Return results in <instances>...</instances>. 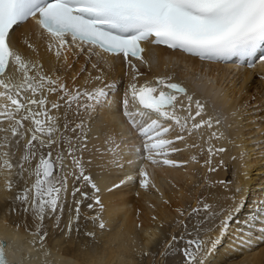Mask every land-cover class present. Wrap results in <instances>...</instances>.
I'll list each match as a JSON object with an SVG mask.
<instances>
[{
    "label": "snow or ice",
    "instance_id": "1",
    "mask_svg": "<svg viewBox=\"0 0 264 264\" xmlns=\"http://www.w3.org/2000/svg\"><path fill=\"white\" fill-rule=\"evenodd\" d=\"M29 18L36 20L43 30L41 35L46 33L49 37L47 50L54 51L57 62L52 74L46 73L37 60L26 59L13 47L15 28ZM142 42H151L213 63L248 58V66L251 67L253 58L257 56L264 61V0H0V164L10 173L14 167L17 168L19 179H24L25 172L29 177H34L30 185L25 180V187L18 191L13 200L20 207L12 211L32 215L36 222L33 234L39 236L41 246L47 237L43 227L45 220H58L57 212L63 207V193L67 183L64 169L69 156L79 172L78 176L74 174V178L90 186L93 194L90 196L82 187L73 189V215L69 217L68 232L72 231L73 221L79 222L85 207L99 208L100 211L104 208L101 190L92 176L85 174L86 162L82 156L89 151L91 116L107 103L108 94L115 82L93 89L76 84L79 76L87 71V67H84L73 72L74 61L79 56L86 55V63L90 62L93 56L99 57L100 53L95 51L98 48L108 54L123 56L132 68L133 82L119 101L121 117L128 125V131H134L142 138V158L153 164L178 167L187 163L168 158L171 153L183 150L175 146L177 142L184 143L186 135H191L193 130L204 125L212 128L226 120L220 114L203 119L204 104L198 99L194 100L182 83L171 82V77H157L154 85L148 82L138 85L135 81L140 73L133 58L142 61ZM70 55L73 62H70ZM92 68L100 71L98 64H92ZM10 69H15L20 76L13 79L7 75L6 71ZM69 72L73 73L71 85L68 83ZM92 79L103 81V72ZM53 94L56 100L49 101V96ZM130 102L138 103L140 108L134 112L129 111ZM62 105L66 109L63 113V129L75 134L69 140L67 155L55 151L56 146L64 140V135L57 137L61 133L60 117L50 112V109L59 110ZM181 112L185 114L180 115ZM69 113L73 115L71 121L68 120ZM152 113L157 118H151L149 114ZM5 122L8 127L2 126ZM99 132L106 146L101 155L112 153L114 159L110 163L122 168L119 152L124 140L123 132L107 124H102ZM172 132H176V135L171 139L166 138ZM212 136L222 139L224 133L217 135V132H213ZM22 141L23 153L14 165L13 149L18 150ZM96 151L100 149L96 148ZM135 151L139 153L141 149L137 147ZM207 151L209 158L205 164L209 165V172L225 167L223 160L212 166V156L224 153L225 148L209 147ZM245 155L246 152L242 151L241 159ZM33 161H36L34 167ZM87 163L91 164L92 161L88 160ZM128 163L133 164L134 161L129 160ZM139 176L140 186L147 188L148 174L143 167ZM134 179L131 175L126 178ZM125 182L122 180L120 183ZM217 183L230 193L225 199L233 203L225 206L205 201L192 208L187 214L188 219L193 214L203 213V218L192 224V239H185L186 235L192 234L187 231L188 224L179 221L185 232L172 237L161 253L162 256L178 252L184 258L180 264H209L208 258L214 254L220 237L201 238L200 234L202 231H213L216 220H219L220 233L226 234L228 222L239 211L243 199L242 196L239 199L237 197L244 192L242 185L233 188L234 181L220 180ZM12 186L11 179L7 180V189L10 190ZM119 186L114 184L113 188ZM76 196L79 199H75ZM89 199L92 202L85 203ZM178 211L181 216L185 215L183 210ZM92 219L99 220L98 226L101 229L105 227L99 215ZM55 220L54 226L59 228ZM251 220L264 221V199L255 205ZM205 221H211L212 227L205 229ZM261 232L264 233V228ZM86 235L94 236V233L88 232ZM258 239L264 241V234ZM239 241L241 245L248 246L253 242L250 236L242 234ZM180 242H183L184 247L177 248ZM6 247L7 242L0 241V264H14L7 257ZM44 255L48 256L50 252L45 251Z\"/></svg>",
    "mask_w": 264,
    "mask_h": 264
},
{
    "label": "bare ground",
    "instance_id": "2",
    "mask_svg": "<svg viewBox=\"0 0 264 264\" xmlns=\"http://www.w3.org/2000/svg\"><path fill=\"white\" fill-rule=\"evenodd\" d=\"M41 33L43 30L39 25L31 21L22 23L14 30L13 47L26 59L37 60L46 73L52 74L57 66L56 58L54 51L47 50L49 37L46 33ZM146 44L143 43V46ZM95 51L100 53L99 57L93 56L87 63L86 55L79 56L74 61L73 72L87 67V71L79 76L76 84L88 89L115 82L108 94L107 103L91 116L89 151L82 156L86 162L85 174L91 175L101 190L103 211L85 207L79 224L73 221L72 231L68 232L69 217L73 215V189L82 187L90 196L93 194L90 186H85L83 181L77 182L74 178V174L78 176L79 172L69 156L64 169L67 183L63 193V207L57 212L58 220H45L43 227L47 231V237L41 246L39 236L33 234L36 222L32 215L12 211L13 208L20 207L13 200L18 191L25 187V180L30 185L34 177H29L25 172L24 179H19L17 168L14 167L10 173L0 164V241L4 239L7 242L8 259L14 264H180L184 259L182 254L177 252L165 257L161 253L173 236H180L181 232H185L179 221L188 224L187 231L192 234L186 235L185 239H192V224L203 218L201 213L193 214L188 219L187 214L192 208L205 201L225 206L233 203L225 199L230 193L217 183L224 180L234 181L233 188L242 185L244 192L237 198L242 196L243 199L240 201L239 211L228 222L226 234L220 233L219 220L215 221L216 227L213 231L201 232V238L220 237L214 254L208 258L209 264H264V241L258 239L264 234L261 232L264 222L251 220L255 205L264 199V164L253 170V163L259 158L252 161L250 157L253 146L258 139L264 137V134L261 135L264 133V67L258 65L254 69H243L234 64L202 63L179 52L149 45H146L141 54L142 61L133 58L140 73L135 81L138 85L145 82L152 85L157 77H171V81L182 83L194 100L198 99L204 104L203 119L217 114L226 117L221 125H214L212 128L204 125L193 130L191 135H186L184 143L177 142L175 146L183 150L171 153L168 158L187 163L174 167L162 163L153 164L142 158V138L134 131H128V125L121 117L119 103L128 85L133 82L134 72L121 56L107 55L98 48ZM70 62H73L71 55ZM92 64H98L100 71L94 70ZM100 72H103V81L92 79ZM6 74L13 79L20 76L15 69L7 70ZM72 74H67L70 85ZM56 98L53 94L49 96V101ZM138 108L140 105L130 102L128 110L134 112ZM65 111L63 105L59 110L50 109L52 115L60 117L61 133L57 137L64 135V140L56 146L55 151H62L67 155L69 140L75 134L63 129ZM149 115L153 119L157 118L154 113ZM72 119L73 115L69 113L68 120ZM102 124L115 126L117 131L123 132L124 140L120 144L119 152L122 168L110 163L114 159L112 153L101 155L106 148L104 138L99 132ZM2 126L8 127V123L5 122ZM213 132H217V135L223 132L224 138H214ZM175 135L176 132H172L166 138L171 139ZM97 136L100 138L97 139ZM119 140L118 136L117 141ZM137 147L141 149L139 153L135 151ZM209 147L225 148L224 153L212 156V166L223 160L225 167H218L214 172L208 171L209 165L205 161L209 158ZM96 148L100 151H96ZM13 151L15 156L12 163L15 165L23 153V141L20 148ZM242 151L246 152L243 159L240 157ZM88 160L92 163L88 164ZM129 160L134 163L129 164ZM35 163L33 161V167ZM141 167L148 174L147 188L141 187L139 183ZM255 170L256 173H252ZM129 175L135 179L126 180ZM9 179L13 182L10 190L6 187ZM122 180L126 182L121 184ZM114 184L120 186L113 188ZM75 199H79V196ZM91 202L89 199L85 203ZM178 209L183 210L185 215L181 216ZM97 215L105 223L103 229L98 226L99 220L92 219ZM54 220L59 223V228L54 226ZM203 227H212V222L205 221ZM88 232L94 233V236L86 235ZM241 234L252 238L251 246L240 244ZM176 247H184L183 242ZM45 251L50 252V255L45 256ZM160 258H163L161 263Z\"/></svg>",
    "mask_w": 264,
    "mask_h": 264
},
{
    "label": "rangeland",
    "instance_id": "3",
    "mask_svg": "<svg viewBox=\"0 0 264 264\" xmlns=\"http://www.w3.org/2000/svg\"><path fill=\"white\" fill-rule=\"evenodd\" d=\"M264 133H261V135H263ZM259 146V147H258ZM260 148V149H259ZM258 149H259V151H258ZM262 149V150H261ZM262 153H261V152ZM250 153H252V155L250 156L251 157V160L252 161H254V160H256V158H259L258 159V161L257 162H254L253 163V170H254V168L256 167V166H258V165H263L264 164V137L262 136V138L261 139H258V141H257V143L253 146V149H252V151L250 152ZM261 154H263V155H261ZM258 155H260L259 157H258ZM261 158V159H260ZM252 170V171H253ZM256 171L257 170H255L254 172H252V173H256ZM255 175H259V174H255ZM79 224V223H78ZM81 225V224H80ZM183 232H181V234H182ZM163 259V258H162ZM162 259L160 258V263H161V261H162ZM157 260V259H156Z\"/></svg>",
    "mask_w": 264,
    "mask_h": 264
}]
</instances>
